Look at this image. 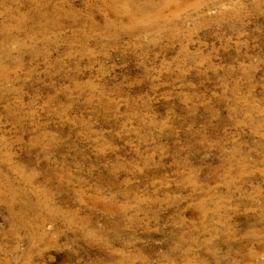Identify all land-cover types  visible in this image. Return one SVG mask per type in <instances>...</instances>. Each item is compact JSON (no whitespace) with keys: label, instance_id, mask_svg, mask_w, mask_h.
I'll use <instances>...</instances> for the list:
<instances>
[{"label":"rangeland","instance_id":"374dc122","mask_svg":"<svg viewBox=\"0 0 264 264\" xmlns=\"http://www.w3.org/2000/svg\"><path fill=\"white\" fill-rule=\"evenodd\" d=\"M21 1L0 3V172L45 208L0 199V264H264V0L111 31L103 0H66L44 32L13 26Z\"/></svg>","mask_w":264,"mask_h":264},{"label":"bare ground","instance_id":"6f19581e","mask_svg":"<svg viewBox=\"0 0 264 264\" xmlns=\"http://www.w3.org/2000/svg\"><path fill=\"white\" fill-rule=\"evenodd\" d=\"M12 0H0V3ZM15 2V0H13ZM263 0H253L252 4L259 6ZM246 4L245 2H241ZM20 4L28 5L26 13H17L16 18L12 21L14 27L27 25L29 22L38 28V32H44L48 28L63 26L64 20L67 17L79 16L82 8H75L71 4L66 8V0H22ZM173 4L178 10L183 9L188 0H103V5L113 15V18H107L105 21V29L108 31L115 30L118 26L125 27L128 23L130 27H138L144 23H150L161 26L167 20V15L164 13L166 7ZM196 8H205L213 4L212 0H193ZM247 5V4H246ZM8 14H13L21 11L12 6L5 7ZM241 5L235 3L233 7L234 16L237 17L241 14ZM225 11L219 12L214 16V19H219L225 15ZM3 28H8L9 24H3ZM3 76L6 71L0 68ZM30 179L26 178L24 184H19L14 181L9 175L0 172V199L5 201L12 214H16L15 206L20 203L29 204L34 207V211H40L45 208L42 201L34 200L31 197V192L27 190ZM21 205V204H20ZM26 208L21 205V210ZM25 221V220H23ZM22 221V222H23ZM185 236V235H183ZM264 248V247H263ZM255 252L252 251L250 257L253 258ZM124 264V263H117Z\"/></svg>","mask_w":264,"mask_h":264}]
</instances>
